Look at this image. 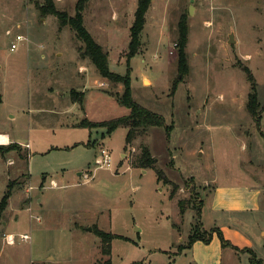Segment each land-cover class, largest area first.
<instances>
[{
    "label": "rangeland",
    "instance_id": "374dc122",
    "mask_svg": "<svg viewBox=\"0 0 264 264\" xmlns=\"http://www.w3.org/2000/svg\"><path fill=\"white\" fill-rule=\"evenodd\" d=\"M78 1L0 0V204L11 193L0 210V264H107L95 227L116 235L111 264H189L182 254L190 236L211 228L203 198L220 184L264 189V0H148L129 66L138 0L88 1L84 26L108 52L110 69L131 71L133 98L164 118L130 144L128 126L108 133L81 125L130 109L119 98L124 85L81 58L76 32L41 10L52 2L74 16ZM19 34L26 40L11 50ZM246 69L257 118L248 110ZM143 146L152 167L137 165ZM102 149L109 167L96 164ZM253 221L236 224L264 261V217ZM251 256L233 261L249 264Z\"/></svg>",
    "mask_w": 264,
    "mask_h": 264
},
{
    "label": "trees",
    "instance_id": "16d2710c",
    "mask_svg": "<svg viewBox=\"0 0 264 264\" xmlns=\"http://www.w3.org/2000/svg\"><path fill=\"white\" fill-rule=\"evenodd\" d=\"M89 0H79L77 3V11L74 16H70L65 11H61L57 9L52 2H49V5H44L41 7L42 12L47 14L55 15L60 23V26H70L75 32L77 37L84 43V47L79 48V53L81 58H87L92 61L95 65L101 76L113 81V82H121L124 85V92L119 95L121 102L130 109V114L127 116H123L120 118L112 119L109 121L103 122H91L86 119L81 121V125L86 127H106L108 129V133L112 132L116 128L121 125H125L129 127V131L127 134L126 142L130 144L139 134L140 131L145 130L150 126H159L164 124V118L161 115H158L143 106H141L132 96L131 94V77L130 72L128 71L126 75H120L114 71H112L109 67V54L107 51L103 49V47L96 42L90 32L84 26V16L83 12ZM149 7L148 0H138V7L135 12V20L130 28V42H129V50L127 52V64L130 65L131 58L134 57L138 51L140 46V36L144 29L145 21H146V13ZM188 34V26L186 22H182L180 24V39L182 44L186 43ZM245 72L248 75L250 82H252L253 91L249 94L248 101V110L252 114V116H258V112L260 111V105L257 98L256 93V84L253 76L246 69ZM73 96V95H72ZM74 97V96H73ZM76 99V98H74ZM2 102L1 93H0V103ZM167 131H170L168 127ZM137 165L140 167H152L154 165V158L151 156L150 150L147 146H143L142 153L136 159ZM158 179L166 180V176L162 171H158ZM176 187V186H175ZM174 191V190H173ZM11 193L8 190L0 204V210H2L6 205L8 198ZM203 204V200H202ZM179 206L181 213L185 212L184 202L182 200L179 201ZM199 228V227H197ZM199 229L190 236L188 247L190 248L194 242L197 240H202L206 243H210L213 238L215 232L218 233L222 244L224 246L231 245L228 240L225 239L222 232L218 229H211L210 232H200ZM94 233L98 235L101 239V250L105 256H109L106 260L107 264H111V249H112V241L116 237L115 234L110 232H106L98 227H95ZM236 249V248H235ZM251 256L252 264H263L261 259H258L254 252L249 249Z\"/></svg>",
    "mask_w": 264,
    "mask_h": 264
},
{
    "label": "crops",
    "instance_id": "0c3cea01",
    "mask_svg": "<svg viewBox=\"0 0 264 264\" xmlns=\"http://www.w3.org/2000/svg\"><path fill=\"white\" fill-rule=\"evenodd\" d=\"M203 204L211 217L210 230H220L231 245L224 246L217 232L210 243L197 240L186 253L182 254L189 258V264H235L236 257L240 261L242 253L256 249L254 237L248 235L237 224L251 226L254 217L258 215L264 217V189L259 184L216 185L207 197L203 198ZM262 226L261 231L264 228ZM175 261L176 258L173 259V262ZM249 264H252L251 261Z\"/></svg>",
    "mask_w": 264,
    "mask_h": 264
},
{
    "label": "built area",
    "instance_id": "2783aa9c",
    "mask_svg": "<svg viewBox=\"0 0 264 264\" xmlns=\"http://www.w3.org/2000/svg\"><path fill=\"white\" fill-rule=\"evenodd\" d=\"M23 40H26V38L23 36V35H17L16 36V41L15 42H12L11 44V50H14L18 47V43L23 41ZM102 152V157L97 159L96 160V164H100L101 166H110L111 165V155L110 153L105 150V149H102L101 150ZM30 236L28 234H25V235H22V239H28ZM14 237H9V240L11 243L14 242Z\"/></svg>",
    "mask_w": 264,
    "mask_h": 264
},
{
    "label": "water",
    "instance_id": "95a60500",
    "mask_svg": "<svg viewBox=\"0 0 264 264\" xmlns=\"http://www.w3.org/2000/svg\"><path fill=\"white\" fill-rule=\"evenodd\" d=\"M192 13H193V11H192V6H191V7H190V14H192ZM229 42H230V43L235 42V39H234V35H233V34H231V37H230ZM89 230H91V229H89Z\"/></svg>",
    "mask_w": 264,
    "mask_h": 264
}]
</instances>
